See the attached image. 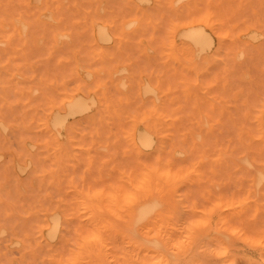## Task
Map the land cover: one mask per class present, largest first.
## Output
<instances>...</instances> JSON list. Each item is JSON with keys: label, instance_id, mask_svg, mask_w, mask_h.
I'll use <instances>...</instances> for the list:
<instances>
[{"label": "rangeland", "instance_id": "1", "mask_svg": "<svg viewBox=\"0 0 264 264\" xmlns=\"http://www.w3.org/2000/svg\"><path fill=\"white\" fill-rule=\"evenodd\" d=\"M179 1L0 0V264H264L253 243L264 235V2ZM208 10L210 45L190 59L171 27ZM68 95L95 102L57 137L51 107ZM135 127L154 144L136 141ZM126 184H140L135 203ZM91 228L99 241L85 242ZM180 238L183 250L172 246Z\"/></svg>", "mask_w": 264, "mask_h": 264}, {"label": "bare ground", "instance_id": "2", "mask_svg": "<svg viewBox=\"0 0 264 264\" xmlns=\"http://www.w3.org/2000/svg\"><path fill=\"white\" fill-rule=\"evenodd\" d=\"M32 1V0H31ZM37 1V0H36ZM62 1V0H61ZM177 1H179V0H177ZM181 1V0H180ZM179 1V2H180ZM70 2V1H69ZM68 2V3H69ZM263 2H264V0H263ZM79 3H81V2H79ZM99 3V2H98ZM102 3V2H101ZM3 4H4V2H3ZM15 4V3H14ZM13 4V5H14ZM30 4V3H29ZM76 4H77V2H76ZM83 4V3H82ZM2 5V4H1ZM70 5V4H69ZM68 5V6H69ZM114 5V4H113ZM17 5L15 4L13 7H16ZM217 6H218V4H217ZM13 7H11V8H13ZM78 7V6H77ZM219 7H223L222 6V4L219 6ZM6 8V7H5ZM9 8V7H8ZM211 9V8H210ZM222 9H224V8H222ZM15 10L17 11L18 9L17 8H15ZM14 10V11H15ZM209 11L210 10H208L207 12H204V13H198V14H195V15H192V16H190V17H188L187 19H183V20H181L179 23H176V24H173L172 25V27H171V30H173L174 28H175V30H176V28L177 27H181V29H182V31H183V35L185 36V41H184V44H185V46H183V48L186 50V52H188V55L189 56H191L190 57V59H194L195 57H198V56H200L201 54H204V50H205V48L207 47V46H209L210 45V36H209V34L210 33H208V30H207V28L209 27V26H211L212 24V22H211V18H210V14H209ZM250 12V11H249ZM98 13V12H97ZM100 13V12H99ZM16 14V13H15ZM21 15H22V13H20ZM69 14V13H68ZM92 14V13H91ZM13 15V14H12ZM82 15V14H81ZM89 15V14H88ZM222 15V14H221ZM221 15L219 14V16H220V19L221 18H223V16L221 17ZM235 15V14H234ZM86 16H87V14H86ZM218 16V17H219ZM40 17V16H39ZM13 18L14 17H12V22H13ZM86 18V17H85ZM73 19H74V17H73ZM227 19H228V17H227ZM16 20V19H15ZM164 20V19H163ZM85 21H86V19H85ZM132 22H134V21H130L128 24H131ZM8 23V22H7ZM135 23V22H134ZM5 24V23H4ZM15 24H16V22H15ZM9 25V24H8ZM20 25H22L21 23H20ZM46 25V24H45ZM132 25V24H131ZM2 26V25H1ZM16 26V25H15ZM231 26V25H230ZM3 27V26H2ZM228 27V26H227ZM22 28H23V26L21 27V30H22ZM93 28H94V25H93ZM163 28V27H162ZM232 28V27H231ZM4 29V28H3ZM6 29V28H5ZM9 31H10V29H8ZM94 30H96V29H94ZM151 30V29H150ZM175 30L173 31V32H175ZM221 30V29H220ZM226 30V29H225ZM234 30H236V29H234ZM79 31V30H78ZM233 31V30H232ZM94 32V31H93ZM107 31L104 29V27H100V28H98L97 30H96V32H95V34L97 35V36H99L101 39H103V38H107V36H108V34L106 33ZM165 32V31H164ZM250 32V31H249ZM264 32V31H263ZM83 33V32H82ZM234 34V33H233ZM182 35V36H183ZM246 35H247V33H246ZM76 36V35H75ZM83 36H84V34H83ZM95 36V35H94ZM248 36V35H247ZM1 37V36H0ZM35 37V36H34ZM81 37V36H80ZM15 38H17V37H15ZM175 38H176V36H175ZM175 38H174V36H173V34H171L170 35V40H169V44H170V49L172 50V52L170 53V55L171 56H174V57H176L175 56V54H174V52H173V50L175 49V48H177V45H176V40H175ZM13 39V38H12ZM183 39V38H182ZM161 40V39H160ZM14 41H16V40H14ZM13 41V42H14ZM31 41V40H30ZM68 41V40H67ZM0 42H2V44H3V42H5V41H1L0 40ZM46 43V42H45ZM57 43V42H56ZM71 43V42H70ZM13 44V43H12ZM36 44V43H35ZM39 44V43H38ZM239 44V43H238ZM4 45V44H3ZM41 45V44H40ZM78 45V44H77ZM237 45V44H236ZM238 47V46H237ZM46 49V48H45ZM52 49V48H51ZM96 49V48H95ZM243 50H245L246 51V49H243ZM262 50V49H261ZM245 51H244V53H245ZM240 52V51H239ZM256 52V51H255ZM264 52V51H263ZM7 53V52H6ZM60 53V52H59ZM81 53V52H80ZM249 53V52H248ZM69 54V53H68ZM255 54V53H254ZM64 55H65V53H64ZM178 55V54H177ZM236 55V54H235ZM238 55V54H237ZM245 55H247V54H245ZM1 56V55H0ZM30 56V55H29ZM249 56V55H248ZM86 57V56H85ZM235 57V56H234ZM233 57V58H234ZM239 57V56H238ZM53 58V57H52ZM139 58V57H138ZM40 59V58H39ZM54 59V58H53ZM197 59V58H196ZM232 59V58H231ZM1 60V59H0ZM14 60V59H13ZM43 60V59H42ZM250 60H252V59H250ZM82 61V60H81ZM114 61V60H113ZM112 61V62H113ZM124 61V60H123ZM143 61V60H142ZM145 61V60H144ZM51 62V60L49 61V63ZM83 62V61H82ZM237 62V61H236ZM244 62H246L245 60H244ZM38 63V62H37ZM62 63V62H61ZM97 64V63H96ZM245 64V63H244ZM256 64V63H255ZM257 64H258V62H257ZM42 65V64H41ZM65 65H66V63H65ZM78 65V64H77ZM258 65H261V64H258ZM69 66V65H68ZM262 66V65H261ZM40 67V66H39ZM39 67H38V69H39ZM45 67V66H44ZM106 67H107V63H106ZM105 67V68H106ZM141 67V66H140ZM152 66H150V68H151ZM238 67V66H237ZM237 67H235V68H237ZM240 68H241V66H239ZM251 67V66H250ZM249 67V68H250ZM260 67V66H259ZM35 68V67H34ZM46 68V67H45ZM62 68V67H61ZM118 68V67H117ZM120 68V67H119ZM196 68V67H195ZM200 68V67H199ZM198 68V69H199ZM228 68H229V66H228ZM56 69V68H55ZM60 69V68H59ZM64 69H66L65 67H64ZM63 69V70H64ZM233 69V68H232ZM248 69V68H247ZM254 69H255V67H254ZM41 70H42V68H41ZM245 70H246V68H245ZM253 70V69H252ZM252 70H251V72H252ZM24 71V70H23ZM102 71V70H101ZM199 71V70H198ZM197 71V72H198ZM242 71V70H241ZM249 70H247V72H248ZM254 71V70H253ZM27 72H28V70H27ZM57 72V71H56ZM61 72V71H60ZM117 72V71H116ZM196 72V71H195ZM196 72V73H197ZM235 72H236V70H235ZM53 73V72H52ZM59 73V72H58ZM114 73V72H113ZM238 73V72H237ZM73 74V73H72ZM135 74V73H134ZM222 74H224V73H222ZM243 74V73H242ZM254 74V73H253ZM60 75V74H59ZM64 75V74H63ZM19 76V75H18ZM75 76V75H74ZM103 75H101V77H102ZM105 76V75H104ZM119 76V75H118ZM187 76V75H186ZM252 76V75H251ZM64 77V76H63ZM66 77V76H65ZM111 77V76H110ZM162 77V76H161ZM217 78V77H216ZM243 78V77H242ZM57 79V78H56ZM219 79H221V78H219ZM230 79V78H229ZM121 80V79H120ZM232 80H233V78H232ZM238 80V79H237ZM33 81V80H32ZM244 81H246V80H243V82ZM253 81H255V80H253ZM229 82H230V80H229ZM242 82V83H243ZM39 83V82H38ZM70 83H72V82H70ZM69 83V84H70ZM231 83V82H230ZM239 83V82H238ZM256 83V82H255ZM17 84V83H16ZM236 84V83H235ZM246 85H247V82L245 83ZM248 84H249V82H248ZM254 84V83H253ZM85 85V84H84ZM173 85V84H172ZM239 85V84H238ZM242 85H244V83L242 84ZM263 86H264V84H262ZM219 86V85H218ZM241 86V85H240ZM84 87V86H83ZM86 87V86H85ZM102 87V86H101ZM136 87V86H135ZM141 87V92L142 93H144V94H146V93H151L152 91H153V87L152 86H150V85H148V84H143V85H141L140 86ZM215 87V86H214ZM228 87V86H227ZM243 87H245V86H243ZM251 87V86H250ZM260 87V86H259ZM11 88V87H10ZM32 88H36L37 89V87H32ZM32 88H31V91H32ZM120 88V87H119ZM229 88V87H228ZM236 88V87H235ZM256 88V87H255ZM41 89H42V87H41ZM122 89V88H121ZM237 89V88H236ZM246 89V91L248 92V93H250V90H247L248 89V87L247 88H245ZM244 89V90H245ZM250 89V88H249ZM252 89V88H251ZM31 91L29 92V96L31 95ZM124 91V90H123ZM253 91V90H252ZM258 91V90H257ZM45 92V91H44ZM247 92H245V93H247ZM48 93V92H47ZM221 92H219V94H220ZM10 95L9 96H12L11 95V93H9ZM92 94V93H91ZM116 94V93H115ZM53 95H55V94H53ZM79 95V94H78ZM247 94H245V96H246ZM40 96V95H39ZM49 96H51V95H49ZM92 96V95H91ZM52 97V96H51ZM240 97H242V96H240ZM248 97V96H247ZM89 99V102H86L85 101V99L81 96H77V95H68V96H65L63 99H62V101H61V105L63 106L62 107V110H60V109H57V108H54V107H51V112H50V116H49V120H48V126L50 127V128H52V130H54L55 131V133H60L61 131H62V129L66 126V123H67V120H68V118L69 117H71V116H73V115H75V113H77V112H79L80 110H82V109H86V108H89L90 106H92V104L95 102V99L94 98H88ZM240 99H242V98H240ZM260 100H261V98H259ZM42 100V99H41ZM175 100V99H174ZM202 100V99H201ZM259 100V101H260ZM38 101V100H37ZM123 102V101H122ZM221 102V101H220ZM35 103V102H34ZM102 103V102H101ZM229 103H231V102H229ZM102 105V104H101ZM240 105V104H239ZM247 105V104H246ZM241 106V105H240ZM42 107V106H41ZM189 107H190V105H189ZM242 108L243 107H245V106H241ZM247 107V106H246ZM245 107V108H246ZM192 108V107H191ZM44 109V108H43ZM90 109V108H89ZM117 109V108H116ZM190 109V108H189ZM244 109V108H243ZM249 109H251V108H249ZM249 109H247V110H249ZM246 111V110H245ZM251 111V110H250ZM249 111V112H250ZM40 113V112H39ZM251 113V112H250ZM261 113H262V117H263V120H264V110H262L261 111ZM203 115V114H202ZM34 116V115H33ZM204 116L205 115H203L202 117L204 118ZM198 117V116H197ZM16 118V117H15ZM40 118V117H39ZM202 118V119H203ZM206 119V118H205ZM205 119H203L204 120V122L205 121H207V120H205ZM247 118H245V120H246ZM202 120V121H203ZM243 120V119H242ZM244 120V121H245ZM201 121V122H202ZM34 122V121H33ZM204 122H203V124H204ZM248 122V121H247ZM208 123V122H207ZM254 124V123H253ZM263 124H264V122H263ZM241 125V124H240ZM204 126V125H203ZM19 127V126H18ZM151 127H153V126H151ZM207 127V126H206ZM217 127V126H216ZM254 127V126H253ZM85 128V127H84ZM218 128H220V127H218ZM243 128H244V126H243ZM148 129V128H147ZM146 129V127L144 128V127H135L134 128V131H133V133H134V135L136 136V141H138V142H142V143H144V145L146 146V145H152V144H154V143H152V142H154V140L152 141V137H153V135H151L150 134V132H149V130H147ZM175 130V129H174ZM81 131V130H80ZM153 131V130H152ZM205 131V130H204ZM176 132V131H175ZM250 132V131H249ZM58 133H57V137L59 136L58 135ZM194 133V132H193ZM71 134V133H70ZM188 135V134H187ZM195 135V134H194ZM203 135V134H202ZM205 135V134H204ZM207 136V135H206ZM176 137V136H175ZM175 137H174V139H175ZM205 137V136H204ZM43 138V137H42ZM195 138V137H194ZM262 138V137H261ZM40 138H38V140H39ZM108 139H110V138H107V140ZM173 139V138H172ZM41 140V139H40ZM62 140V139H61ZM81 141H82V139H80ZM110 141V140H109ZM135 140L133 141V144H134V146H135V144L137 143ZM75 143H77V142H75ZM141 143V144H142ZM152 143V144H151ZM140 144V143H139ZM144 145H142L141 147H143V148H146ZM181 146V145H180ZM101 147V146H100ZM69 148V147H68ZM71 148V147H70ZM98 148V147H97ZM148 148V147H147ZM169 148H171L170 146H169ZM186 148H187V146H186ZM98 150V149H97ZM102 151V150H101ZM187 151H189V150H187ZM17 152V151H16ZM24 152H25V150H24ZM180 151H177L176 153H179ZM234 152V151H233ZM41 153V152H40ZM127 153V152H126ZM175 153V154H176ZM230 153V152H229ZM222 154H224V153H222ZM221 154V156H223V157H226V154H225V156L224 155H222ZM233 153L231 152V154H228L227 155V157L229 156L230 157V155H232ZM112 155V154H111ZM110 155V156H111ZM179 155V154H178ZM177 155V156H178ZM26 156V155H25ZM116 156V155H115ZM167 157H168V155H166ZM166 156H165V158H166ZM192 156V155H191ZM203 156H206V155H203ZM202 156V157H203ZM233 156V155H232ZM23 157V156H22ZM193 157V156H192ZM207 157V156H206ZM112 158V157H111ZM110 158V159H111ZM156 158V157H155ZM216 158V157H215ZM233 158H234V156H233ZM80 159V158H79ZM95 159V158H94ZM97 159V158H96ZM170 159H172V158H170ZM189 159V158H188ZM211 159H214V158H211ZM227 159V158H226ZM84 160H85V158H84ZM204 160V159H203ZM222 160V159H221ZM129 161V160H128ZM138 161V160H137ZM210 161V160H209ZM231 161V160H230ZM124 162V161H123ZM155 162V161H154ZM84 163V162H83ZM232 163V162H231ZM111 164V163H110ZM155 164H156V162L155 163H153V165L155 166ZM188 164V163H187ZM95 165V164H94ZM145 164H143V166H144ZM152 165V166H153ZM98 166H99V164H98ZM153 166V167H154ZM21 167V166H20ZM19 167V168H20ZM78 167V168H77ZM75 169L76 170H79V168H81V166L79 167V165L77 166ZM152 167V168H153ZM247 167V166H246ZM94 168V167H93ZM145 168H148V167H146L145 166ZM155 168H156V166H155ZM248 168V167H247ZM8 169V168H7ZM95 169V168H94ZM249 169V168H248ZM69 170V169H68ZM141 170V169H140ZM162 170V169H161ZM169 170V168H167V171ZM124 171V170H123ZM70 172V171H69ZM93 172V171H92ZM91 172V173H92ZM94 172H95V170H94ZM103 172H105V171H103ZM138 172V171H137ZM162 172H166V169L164 170H162ZM161 172V173H162ZM193 172V171H192ZM71 173V172H70ZM76 173V172H75ZM80 173V172H79ZM143 173H145V169H144V171H143ZM167 173V172H166ZM168 173H169V171H168ZM84 174V173H83ZM94 174V173H93ZM103 174V175H102ZM111 174V173H110ZM122 174V173H121ZM85 175H87V174H85ZM101 175L104 177L105 176V174L104 173H101ZM112 175V174H111ZM123 175H124V173H123ZM141 175V174H140ZM246 175V174H245ZM257 174H256V171H255V175L254 176H256ZM138 176V175H137ZM142 177L145 179V177L144 176H141V178H140V180H139V178H138V180L139 181H143L144 179H142ZM247 177V176H246ZM76 178V177H75ZM89 178V177H88ZM111 178H112V176H111ZM124 178H126V177H123L122 179H124ZM135 178V177H134ZM106 179H108V177L106 178ZM136 179V178H135ZM246 179V178H245ZM255 179H256V177H255ZM102 180V179H101ZM244 180V179H243ZM64 181V180H63ZM87 181V180H86ZM97 181V180H96ZM112 181V180H111ZM137 181V180H136ZM104 182H106V180L104 181ZM115 182V181H114ZM255 182H256V180H254V184H255ZM63 183V182H62ZM88 183H89V181H88ZM99 183V182H98ZM103 183V182H102ZM107 183V182H106ZM92 184V183H91ZM95 184V183H94ZM93 184V185H94ZM125 184V183H124ZM159 184H161V183H159ZM264 184V183H263ZM82 185V184H81ZM96 185V184H95ZM100 185V184H99ZM98 184H97V186H99ZM108 185H110V183L109 184H107V186ZM138 185H140V184H138ZM137 185V186H138ZM19 186V185H18ZM101 186V185H100ZM104 186V185H103ZM126 186H127V184H126ZM33 187V186H32ZM81 187V186H80ZM93 187V186H92ZM102 187V186H101ZM145 187V186H144ZM155 187V186H154ZM97 188V187H96ZM104 188H105V186H104ZM110 187L108 186V190L110 191V189L112 188V185H111V188L109 189ZM164 188V187H163ZM254 188H255V194H256V196H258L257 195V189H256V187H255V185H254ZM63 189V188H62ZM103 189V188H102ZM102 189H101V191H102ZM124 189H128V186L126 187V188H124ZM155 189V188H154ZM21 190V189H20ZM24 190V189H23ZM54 190V189H53ZM83 190V189H82ZM113 190V189H112ZM22 191V190H21ZM97 191H98V189H97ZM97 191H95V192H97ZM125 192L127 191V190H124ZM123 191V192H124ZM139 191H140V189H139ZM146 191V190H145ZM56 192V191H55ZM82 192V191H81ZM99 192V191H98ZM106 192V191H105ZM118 192V191H117ZM140 192H142V191H140ZM190 192V191H189ZM88 193H89V191H88ZM109 193H111V192H108V196L109 195H111V194H109ZM191 193V192H190ZM225 193V192H224ZM229 193V192H228ZM245 193V192H244ZM42 194V193H41ZM82 193H80V195H81ZM99 194H101V193H99ZM196 195H198L197 193H195ZM254 194V195H255ZM12 195V194H11ZM125 195V194H124ZM192 195V194H191ZM194 195V194H193ZM238 195V194H237ZM253 195V194H252ZM250 196H251V194H250ZM250 196H249V198H250ZM116 197H117V195H116ZM141 197V196H140ZM97 198V197H96ZM195 198H197V197H195ZM27 199V198H26ZM113 199H115V197L113 198ZM156 199V198H155ZM199 199V198H198ZM67 200V199H66ZM87 200V199H86ZM149 200V199H148ZM150 200H152V199H150ZM158 200V199H157ZM240 200V199H239ZM249 200V199H248ZM248 200H247V202H248ZM257 200V199H256ZM160 201V200H159ZM158 201V202H159ZM190 202H191V200H189ZM104 203H105V201H103ZM147 202V201H146ZM149 202V201H148ZM72 203V202H71ZM102 203V202H101ZM120 203V202H119ZM162 203V202H161ZM189 203V202H188ZM246 203V201L244 202V204ZM200 204V203H199ZM93 204L91 203V202H85V201H83V207L84 208H92L93 206H92ZM141 205V204H140ZM155 205V203H153V206ZM163 205H164V203H163ZM206 206H207V204H205ZM35 206V205H34ZM137 206V205H136ZM135 206V207H136ZM213 206H214V209H217V207L215 208V204H213ZM235 206H237V205H235ZM68 207V206H67ZM107 207H108V205H107ZM221 207V202H220V205H219V208ZM125 208V207H124ZM127 208V207H126ZM125 208V209H126ZM189 208V207H188ZM194 208V207H193ZM218 208V209H219ZM230 208V207H229ZM124 209V210H125ZM136 209H137V207H136ZM159 209V208H158ZM167 209V208H166ZM191 209V208H190ZM217 209V210H218ZM225 209V208H224ZM129 210H131V209H129ZM151 209H145V208H142V210L139 212L142 216L145 214V212L146 213H148L149 211H150ZM216 210V211H217ZM220 210H221V208L219 209V212H220ZM11 211H13L12 209H11ZM156 211V210H155ZM216 211H215V213H216ZM218 212V213H219ZM37 213V212H36ZM80 213V212H79ZM214 213V214H215ZM217 213V214H218ZM1 214V213H0ZM15 215H17L16 214V212H15ZM34 215V214H33ZM13 216V218H14V214L12 215ZM73 216V215H72ZM151 216V215H150ZM21 217V216H20ZM88 217H90V216H88ZM135 217H137L136 216V211H135V214H134V218ZM149 217V216H148ZM147 217V218H148ZM17 218V217H16ZM15 218V219H16ZM39 218V217H38ZM42 218V217H41ZM134 218H133V220H132V222H134ZM196 218H198V217H196ZM10 219V217L7 219V220H9ZM15 219H13V220H15ZM264 219V218H263ZM33 220V219H32ZM95 220H97L96 218H95ZM229 220V219H228ZM262 220V219H261ZM6 221V220H5ZM20 221V220H19ZM30 221H31V219H30ZM32 222V221H31ZM104 222V221H103ZM136 222V221H135ZM264 222V221H263ZM263 222H260L261 223V225L260 226H263L264 227V224H263ZM6 223H7V221H6ZM5 223V225H6V229H10V228H8V226H7V224ZM97 223H99V221L97 222ZM259 223V224H260ZM47 224H49V222L47 223ZM93 224V223H92ZM155 224V223H154ZM220 224V223H219ZM259 224H256V225H258L259 226ZM184 225V224H183ZM232 225V224H231ZM240 225V224H239ZM255 225V226H256ZM15 226V225H14ZM49 226H50V224H49ZM96 226V225H95ZM134 226V225H133ZM232 226H234V225H232ZM254 226V227H255ZM260 226H259V229H260ZM16 227V226H15ZM14 227V228H15ZM182 227V226H181ZM211 227H212V225H211ZM13 228V229H14ZM80 228V227H79ZM84 228V227H83ZM222 228V227H221ZM16 229V228H15ZM18 229V228H17ZM132 229H134V228H132ZM136 229V228H135ZM256 229V228H255ZM258 229V228H257ZM5 230V229H4ZM19 230L20 229H18V232H19ZM48 230L50 231V228H48ZM83 230V229H82ZM84 230H86V229H84ZM91 230H92V228H91ZM264 230V229H263ZM70 231V230H69ZM88 231V230H87ZM93 231V230H92ZM91 231V233H94V231L92 232ZM255 231V230H254ZM260 231H261V229H260ZM84 232V231H83ZM83 232H82V234H83ZM129 232H131V231H129ZM133 232V231H132ZM213 232H215V231H213ZM248 232V231H247ZM76 233V232H75ZM90 233V234H91ZM221 233V232H220ZM219 233V234H220ZM249 234H250V232H248ZM257 233V232H256ZM65 234V233H64ZM68 235H69V232L67 233ZM66 234V235H67ZM132 234H134V233H132ZM6 235L8 236L9 235V233H6ZM75 235V234H74ZM77 235V234H76ZM136 235V234H135ZM223 235H225V234H223ZM258 235V234H257ZM5 236V235H4ZM4 236H2V237H4ZM31 236V235H30ZM29 236V237H30ZM134 236V235H133ZM207 236V235H206ZM205 236V237H206ZM246 236V235H245ZM255 236V235H254ZM2 237H0V238H2ZM70 237H72L71 235H70ZM137 237V236H136ZM224 237V236H223ZM240 237V236H239ZM256 237V236H255ZM79 238V237H78ZM77 238V239H78ZM185 238V237H184ZM229 238V237H228ZM71 239V238H70ZM140 239V238H139ZM13 240V239H12ZM80 240V239H79ZM179 240H181V238L179 239ZM183 240V239H182ZM226 240H227V238H226ZM2 241H3V239H2ZM1 241V242H2ZM151 241H154V238H153V240H151ZM158 241V240H157ZM144 242V241H143ZM150 242V241H149ZM159 242V241H158ZM148 245H149V243H147ZM195 245V244H194ZM70 246V245H69ZM74 246V245H73ZM72 246V244H71V247H73ZM8 247V246H7ZM155 247V246H154ZM157 247V246H156ZM162 247V246H161ZM248 247V246H247ZM65 248H67V247H65ZM159 248V247H158ZM70 249V248H69ZM162 250H163V247L161 248ZM67 250H68V248L66 249V252H67ZM61 252V251H60ZM163 252H164V250H163ZM7 253H9V252H7ZM14 253V252H13ZM16 253V252H15ZM67 253H71V252H67ZM66 253V254H67ZM190 253V252H189ZM2 255V254H1ZM9 255V254H8ZM69 255V254H68ZM71 256H72V254H70ZM197 255H199V254H197ZM170 256H171V254L169 255V258H170ZM173 256V255H172ZM188 257V256H187ZM26 258H27V255H26ZM65 258H69V256L67 257L66 255H65V257H64V259ZM111 258V257H110ZM70 260L72 259V257L71 258H69ZM159 259V258H158ZM172 259V258H171ZM171 261V260H170ZM183 261V260H182ZM215 261H216V259H215ZM32 263V262H31ZM179 263V262H178ZM218 263V262H217ZM38 264H40V263H38ZM181 264V263H180Z\"/></svg>", "mask_w": 264, "mask_h": 264}, {"label": "snow or ice", "instance_id": "3", "mask_svg": "<svg viewBox=\"0 0 264 264\" xmlns=\"http://www.w3.org/2000/svg\"><path fill=\"white\" fill-rule=\"evenodd\" d=\"M262 24H264V20H262ZM159 167H160V161L158 160V161H156V168H154L153 170L158 171ZM161 174H163V173H161ZM140 195H141V193L138 190V186H131L130 185L126 191V194H125L126 202L130 203V204L135 203L139 199ZM100 238L101 237L98 234L91 233V234L87 235L86 237H84V240H85V242H91V241H99ZM253 243L259 244L262 247H264V235H262L260 237V239L254 240ZM189 244H190V241L185 239V240L177 241L172 246L175 249L183 250V249L187 248L189 246ZM80 246L83 247V245H80ZM219 254H221V253H218V255ZM68 264H78V261L70 260L68 262ZM154 264H164V261H163V259H161L159 261H154Z\"/></svg>", "mask_w": 264, "mask_h": 264}]
</instances>
